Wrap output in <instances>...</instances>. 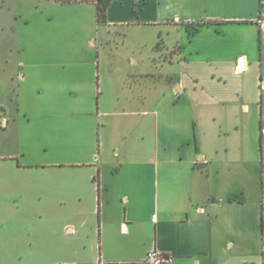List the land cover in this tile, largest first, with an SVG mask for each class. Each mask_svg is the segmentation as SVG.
<instances>
[{
  "label": "crops",
  "instance_id": "crops-1",
  "mask_svg": "<svg viewBox=\"0 0 264 264\" xmlns=\"http://www.w3.org/2000/svg\"><path fill=\"white\" fill-rule=\"evenodd\" d=\"M59 5L94 13L97 56L19 11L0 21L15 37L0 68L5 199L97 218L93 264L151 250L163 264H264V0H114L106 24L94 4ZM104 33L151 52L169 87L147 88L142 69L110 83Z\"/></svg>",
  "mask_w": 264,
  "mask_h": 264
},
{
  "label": "rangeland",
  "instance_id": "rangeland-1",
  "mask_svg": "<svg viewBox=\"0 0 264 264\" xmlns=\"http://www.w3.org/2000/svg\"><path fill=\"white\" fill-rule=\"evenodd\" d=\"M2 1L0 21L5 18L9 24L11 13L19 11L29 17L34 27L60 35L66 42L64 48L86 56L98 55L96 47L88 48L90 34L95 31L91 9L42 0H5L4 4ZM102 38L105 42L106 38L107 42L113 41L98 52L102 58L103 76L110 83L114 73H118L119 79H122L124 73L142 69L151 74V78L145 82L147 88L169 87L161 78L164 71L159 61L148 59L152 53L137 47L132 38L127 47L119 50L116 49L115 39L107 37L105 33ZM14 41L15 37L11 34L5 40L0 35V68L2 57L9 53L8 46ZM142 51L143 61L138 59ZM132 54L137 59L136 64L130 63ZM167 71L179 73L180 69L167 67ZM107 97L110 95L105 94L104 98ZM5 198L6 194L0 189V264H93L99 259L97 218H88L85 226L80 227L74 223V218L64 216L69 207L63 203L39 200L19 203ZM74 224L75 233H69L68 228Z\"/></svg>",
  "mask_w": 264,
  "mask_h": 264
},
{
  "label": "trees",
  "instance_id": "trees-1",
  "mask_svg": "<svg viewBox=\"0 0 264 264\" xmlns=\"http://www.w3.org/2000/svg\"><path fill=\"white\" fill-rule=\"evenodd\" d=\"M47 1H52L58 4H85V3L94 4L97 9L98 22L100 24H106L108 21L107 20L108 8L110 7V5L114 0H47ZM210 23L211 22H200L197 23V27L207 25ZM263 229H264V224H263Z\"/></svg>",
  "mask_w": 264,
  "mask_h": 264
},
{
  "label": "built area",
  "instance_id": "built-area-1",
  "mask_svg": "<svg viewBox=\"0 0 264 264\" xmlns=\"http://www.w3.org/2000/svg\"><path fill=\"white\" fill-rule=\"evenodd\" d=\"M156 220L157 217L153 216V221L156 222ZM164 262H165V258L160 252H158L157 250H151L143 262H138V263L125 262L122 264H163Z\"/></svg>",
  "mask_w": 264,
  "mask_h": 264
},
{
  "label": "water",
  "instance_id": "water-1",
  "mask_svg": "<svg viewBox=\"0 0 264 264\" xmlns=\"http://www.w3.org/2000/svg\"><path fill=\"white\" fill-rule=\"evenodd\" d=\"M165 259H168L167 257H165Z\"/></svg>",
  "mask_w": 264,
  "mask_h": 264
}]
</instances>
